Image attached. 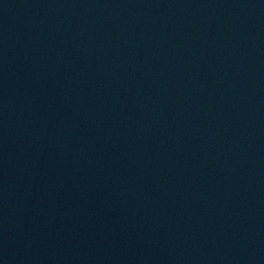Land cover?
Listing matches in <instances>:
<instances>
[{"label":"water","instance_id":"obj_1","mask_svg":"<svg viewBox=\"0 0 264 264\" xmlns=\"http://www.w3.org/2000/svg\"><path fill=\"white\" fill-rule=\"evenodd\" d=\"M0 264H264V0H0Z\"/></svg>","mask_w":264,"mask_h":264}]
</instances>
